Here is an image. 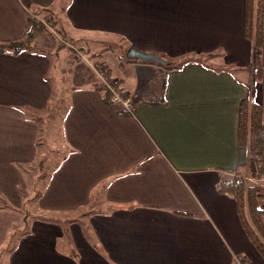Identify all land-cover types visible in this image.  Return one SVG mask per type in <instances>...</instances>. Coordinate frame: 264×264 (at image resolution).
Here are the masks:
<instances>
[{"label": "crops", "instance_id": "crops-1", "mask_svg": "<svg viewBox=\"0 0 264 264\" xmlns=\"http://www.w3.org/2000/svg\"><path fill=\"white\" fill-rule=\"evenodd\" d=\"M35 8L63 19L77 44L123 43L120 65L131 47L171 65L188 58L201 65L169 72L159 103L150 86L164 69L128 62L131 76L112 79L134 102L129 112L105 102L100 70L110 69L94 58L101 53L83 59L86 84L62 89L65 72L58 82L57 62L42 50L0 51V197L13 203H0V249L23 223L24 173L41 158L40 140L48 142L57 117L59 138L48 143H57L49 149L61 161L37 205L70 223L35 218L7 253L17 263L8 256L7 264H234L237 256L264 264L237 200L218 191L222 175L249 169L239 134L254 86L264 126V44L255 55L245 36L246 0H0V44L26 37ZM98 197L107 206L92 210ZM260 199L264 207L262 191Z\"/></svg>", "mask_w": 264, "mask_h": 264}, {"label": "trees", "instance_id": "trees-1", "mask_svg": "<svg viewBox=\"0 0 264 264\" xmlns=\"http://www.w3.org/2000/svg\"><path fill=\"white\" fill-rule=\"evenodd\" d=\"M40 17V18H39ZM58 28V23L55 22V16L50 9L35 8L32 11L31 27L24 39L11 42L8 44H0V51L3 53L11 52L13 55H19L24 51L37 49V38H40L41 34L47 35L49 33L48 28L53 30ZM62 33V32H61ZM63 34L62 48H66L68 37ZM245 36L253 44V52L256 55L257 52L263 47L264 44V0H246V27ZM45 39V37H44ZM46 40V39H45ZM124 63H137L129 61L127 58L123 59ZM198 65L200 61L196 59L181 60L175 65L169 67H162L165 75L158 82H154L151 85L152 91L155 93L152 96L151 102L165 103V93L167 87V75L169 72L177 70L182 71L188 64ZM201 65V64H200ZM109 70L106 71L104 76L106 79H112L109 77ZM52 81V80H51ZM122 81H113L112 90L107 88L104 84L101 85V89L104 90L107 95L105 102L109 105L112 103V92L124 93V89L121 87ZM254 86V85H253ZM256 88H251V97L248 100H244L241 105V120H240V134L239 143L242 148H245L248 155L260 149L264 153V126L261 123V106L255 99ZM150 93H144V96L150 95ZM127 95V94H126ZM256 171L254 176L258 177L264 175V159L256 163ZM244 172L238 171L232 175H222L218 184V191L222 194L230 195L235 198L238 203L239 213L241 215L243 227L245 228L248 236L255 244L261 255L264 257V209H262L259 200V190L256 186L246 183L243 178ZM25 227L27 226V218H25ZM23 232L24 234L27 233ZM14 236V233H10L9 239Z\"/></svg>", "mask_w": 264, "mask_h": 264}, {"label": "rangeland", "instance_id": "rangeland-1", "mask_svg": "<svg viewBox=\"0 0 264 264\" xmlns=\"http://www.w3.org/2000/svg\"><path fill=\"white\" fill-rule=\"evenodd\" d=\"M55 22L56 24L59 22L60 26H58V28L54 26L56 28L54 30L51 27H49L48 28L49 33L47 35H44L46 40L44 39L42 35L47 32L42 33L40 35L41 37L37 38L38 40H37L36 50H42V52L47 54L51 60L54 59L57 62V65L56 66L53 65V67L56 68L54 72V78L57 79L58 82H60L61 76L63 72H65L64 73L65 81H63L62 83H59L62 89L68 86H73V88H77L80 85L86 84V81H88L89 77L91 76L87 70L86 62L84 63L83 59H85L87 55L89 57L91 54H94V53L102 54L101 56L94 57V58L97 59L96 61H102L103 64H107L106 66L108 67V69H110L109 77L111 78L112 77L113 78H116V77L126 78V76H131V70H135V69H132L133 66L128 65V63H125L126 66L124 64L120 65V62H122V60H119L118 55L120 54L121 56L125 57V53L121 52V48H120V45H124V44L121 42H115L116 39H114V42L108 41V43H103V42L97 43V40L99 39L86 38L87 39L86 42L85 43L82 42L81 44H77L74 41L72 40L70 41L68 39L69 43H66L67 44L66 48H62L61 47L62 43H65L62 37L63 36L62 33H65L66 31L64 28L65 22L63 19L58 20L56 17H55ZM61 26L64 29L61 28ZM63 49H64V54L60 52ZM79 50H83L82 52L83 54L79 56L80 58L79 57L76 58L77 52ZM61 57H62V60L61 61L58 60ZM51 73H52V67L48 72V79L51 78ZM110 80L113 81V79H110ZM57 95L62 96L64 99L67 97V92L64 90L62 93L58 92ZM64 107L65 105H63L59 113H62L64 111ZM54 122H56L55 125L53 126L52 124L51 131H49L50 134L48 135V137H46L47 138L46 140H48V142H49V138L51 134L54 135L56 138H59L58 129L60 126L56 127V124L58 123L59 125L60 123V121L58 120V117L54 120ZM43 140H44L43 138L42 140H40V156L42 158L44 155H47V152H48L50 154V158L48 162L45 163L44 167H42L40 170L39 166L37 165L39 164V161L41 158L38 157L37 162L31 165L30 167H27V172L24 173L25 176L27 177V183L25 185L20 186L21 188L20 194L23 199V204L20 208V213L23 217V223L21 226L14 227L12 229L11 233H14L15 235L14 236L12 235V237L8 239L7 244L3 248L0 249V264H7V261L9 258L8 256H11L10 263L13 262V258L14 256H16V254L14 253L12 255L10 254L7 255V253L10 252L12 248H14L17 240L20 238V236H22V234H24L23 232H26V230H29L30 224H34L36 222L35 218L47 219V220H56L59 218L58 220L62 222V225L64 226L65 229H68L70 227V223L68 222V220L65 219L66 218L65 214L46 213L44 215V213H42V211L40 210V208H38V205H37V203H39L41 198H43V196L45 195L48 189V186L50 183L49 175L52 173L54 175V170L58 167V164L61 161V159H58V157H54L53 154L55 150L52 154L53 150L49 149V145H51L52 149H55V144L57 143H53V141L48 143V142H44L45 140L44 141ZM260 150L261 148L255 150L251 155L255 156L256 154H258ZM249 165H250L249 168L253 166L251 156H249ZM16 167L19 170H24V167L21 165L18 166L17 164ZM247 171L248 170H245L244 172L245 175ZM41 175H45V178L44 179L41 178V181H39L38 177H40ZM34 188H36V190ZM96 195L97 193L95 194V196ZM261 199H260V202H261ZM95 200L98 201V200H101V198L98 197V199H94L93 202L96 203ZM0 203L6 207H12V204H13L9 199H4V197H0ZM106 206L107 205L104 203V199H102L99 202L98 206H93L92 210H94V208L101 209ZM89 209L91 210V208ZM25 218H27L28 227H25ZM14 262L17 263L16 257L14 258Z\"/></svg>", "mask_w": 264, "mask_h": 264}, {"label": "built area", "instance_id": "built-area-1", "mask_svg": "<svg viewBox=\"0 0 264 264\" xmlns=\"http://www.w3.org/2000/svg\"><path fill=\"white\" fill-rule=\"evenodd\" d=\"M101 76H103L105 74L104 69H101ZM104 85L109 88L110 90H112V84L113 81L105 79L104 81ZM112 92V103L113 104H121L124 106L126 111L131 112L134 109V102L132 101V99H130L128 97V95L126 94H122L120 92H115V91H111ZM264 159V153L262 151H259L258 154H256L255 156L251 155V160L253 162V168L250 167L246 173V175L244 174L243 178L246 181V183L256 186L260 191H262L264 193V175H260L258 177L254 176V172L256 171V163L258 161H261ZM262 209H264V207H262ZM234 264H251L247 258L245 256H237L235 258Z\"/></svg>", "mask_w": 264, "mask_h": 264}, {"label": "water", "instance_id": "water-1", "mask_svg": "<svg viewBox=\"0 0 264 264\" xmlns=\"http://www.w3.org/2000/svg\"><path fill=\"white\" fill-rule=\"evenodd\" d=\"M126 58L129 61L139 62L143 64L159 65L162 67L171 66V63L166 61L162 57L153 53H146L134 47H131L127 50Z\"/></svg>", "mask_w": 264, "mask_h": 264}]
</instances>
